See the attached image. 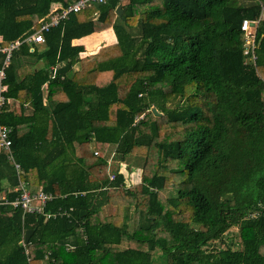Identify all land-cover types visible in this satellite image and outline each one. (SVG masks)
Here are the masks:
<instances>
[{
  "label": "trees",
  "instance_id": "1",
  "mask_svg": "<svg viewBox=\"0 0 264 264\" xmlns=\"http://www.w3.org/2000/svg\"><path fill=\"white\" fill-rule=\"evenodd\" d=\"M75 1L0 0V49L20 41L1 81L10 152L29 187L55 195L45 211L71 208L0 204V264H264V0L88 2L25 41ZM243 19L258 20L253 43ZM107 28L115 41L81 56L72 40ZM232 227L240 241L225 244Z\"/></svg>",
  "mask_w": 264,
  "mask_h": 264
},
{
  "label": "built area",
  "instance_id": "2",
  "mask_svg": "<svg viewBox=\"0 0 264 264\" xmlns=\"http://www.w3.org/2000/svg\"><path fill=\"white\" fill-rule=\"evenodd\" d=\"M106 0H78L75 1L68 6L65 7H58L53 6L51 10L50 18L48 19H42L40 22L39 28L27 36L25 38V41L28 43H38L44 41V35L43 33L47 31L51 26H55L59 23L60 20H65L69 13L74 12L82 8L86 3L88 2H105ZM122 2L123 0H119ZM261 18H264V9L261 11ZM258 20H247L243 19L241 24V29L244 30L247 43H253L254 41V32L256 28ZM20 41L17 40L15 43H12L11 45L7 47H3L0 49V51L5 52V60L3 62L2 67L0 68V114L2 111V107L4 105L5 97L2 94L4 90V85L2 84V79L5 76L4 69L6 66H8L10 62V56H11V50L19 45ZM254 56L252 55L253 59ZM139 117H136L135 120H137ZM10 128H8L6 125L1 123L0 121V150H7L8 154L7 157L10 159V161L13 163L15 172L17 174V184L8 188L9 191H17V195H15L12 199L7 198L4 192H0V204H10L12 206H19L23 212H33V213H40L44 214L45 218H56V217H62V216H68L71 208L66 209L64 207H57L52 211H45V206L48 202L52 201L53 198H55V195L52 193L45 192L41 187H35L31 188L27 185V183L20 178L21 167L20 165L13 160L12 154L10 152V145H11V139L9 137ZM97 154V151L94 152ZM110 162V159L108 160V164ZM109 179H114V174L109 175ZM22 244L25 245L26 242L22 240ZM26 252V250H25Z\"/></svg>",
  "mask_w": 264,
  "mask_h": 264
},
{
  "label": "rangeland",
  "instance_id": "3",
  "mask_svg": "<svg viewBox=\"0 0 264 264\" xmlns=\"http://www.w3.org/2000/svg\"><path fill=\"white\" fill-rule=\"evenodd\" d=\"M125 0H123L122 2H124ZM57 4H54L53 6H56ZM104 35H107L106 34V32H104ZM109 35V34H108ZM88 36H90V35H88ZM88 36H85V37H88ZM96 43H95V46H96V48H101V47H103V46H109V45H111L112 43L111 42H106L105 40H103V41H101V39L100 40H96L95 41ZM95 46H94V48H95ZM100 46V47H99ZM99 50V49H98ZM85 51V50H84ZM91 52H93V51H91ZM111 52L109 51V54H110ZM90 54H93V53H90ZM177 98H175V99H172L171 101H169L168 103H167V105L168 106H172V105H174L176 102H177ZM178 103V102H177ZM182 104H184L185 103V101H182L181 102ZM92 147V146H91ZM93 150L95 149L94 148V145H93ZM112 146H109L108 148H106L105 149V158H108V159H111L112 158V155H113V152H112ZM76 152H77V150H76ZM77 154L79 155V152H77ZM112 154V155H111ZM110 155H111V157H110ZM110 165H108L109 167H107V169H106V171H108V175H110V174H113V172H115V169H116V163L115 162H112V160H110ZM139 171V170H138ZM140 172V171H139ZM129 183H131V181L133 182L134 180H133V177H134V175H129ZM11 187V186H10ZM9 187V188H10ZM164 193L166 194V195H168V192L167 191H164ZM132 210H133V208H127V210H126V212L130 215L129 216V218L131 217V213H132ZM105 212L106 213H113V212H115V210H114V207H107V210H105ZM127 224H128V228H129V230H131L132 229V217L127 221ZM226 238V241H225V244H232V243H238L239 241H240V237H239V233H238V230H237V228L236 227H232L227 233H226V235H225V237H224V239ZM123 246H125V244H122ZM239 247V245H237V248Z\"/></svg>",
  "mask_w": 264,
  "mask_h": 264
},
{
  "label": "crops",
  "instance_id": "4",
  "mask_svg": "<svg viewBox=\"0 0 264 264\" xmlns=\"http://www.w3.org/2000/svg\"><path fill=\"white\" fill-rule=\"evenodd\" d=\"M104 32H107L109 35L108 34L104 35ZM89 35L90 36L87 35L88 37L84 36V37L72 40L73 44H82L84 46L85 51H83L81 53V56H86V55H89L90 53H95L99 49V48H96V46H95L96 40L101 39V41L105 40L106 42L108 41L111 43H113L115 41V37L113 35L111 28H107V29L99 31V32H94V33H91ZM94 46H95V48H94ZM91 51H93V52H91ZM132 173H133L132 175H134V177H133L134 181L133 182L136 183L139 180L138 173L135 171Z\"/></svg>",
  "mask_w": 264,
  "mask_h": 264
},
{
  "label": "water",
  "instance_id": "5",
  "mask_svg": "<svg viewBox=\"0 0 264 264\" xmlns=\"http://www.w3.org/2000/svg\"><path fill=\"white\" fill-rule=\"evenodd\" d=\"M121 12H122V8H121V6H120V5L116 6V8H115V13H116L118 16H120V15H121ZM152 112H153L154 114H159L155 108H152ZM31 233H32V229H27V230H25V232H24V234H23V240H24V242H28V240H29V238H30V236H31Z\"/></svg>",
  "mask_w": 264,
  "mask_h": 264
}]
</instances>
